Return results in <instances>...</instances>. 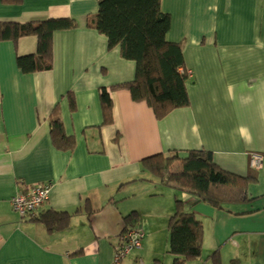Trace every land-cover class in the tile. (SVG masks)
<instances>
[{"label":"crops","instance_id":"obj_1","mask_svg":"<svg viewBox=\"0 0 264 264\" xmlns=\"http://www.w3.org/2000/svg\"><path fill=\"white\" fill-rule=\"evenodd\" d=\"M97 8V0L0 1V21L70 17L79 24L53 32L49 70L23 73L17 66V56L36 54L33 36L0 42V264H112L124 240L123 217L132 211L145 235L120 264H172L167 224L176 199L203 225L194 264H212L215 251L221 264H264V0H161L171 17L166 39L182 43L191 72L189 106L161 119L121 86L135 77V63L84 25ZM101 87L112 98L111 124L103 120ZM55 114L65 135L74 138L72 149L52 143ZM193 149L211 151L228 172L253 171L252 199L217 209L137 179L142 158ZM252 152L263 155L259 169L250 166ZM45 181L52 187L37 216L49 210L70 214L67 226L52 232L19 217L10 204L15 193ZM141 190L148 201L160 196L156 207L135 198Z\"/></svg>","mask_w":264,"mask_h":264},{"label":"trees","instance_id":"obj_2","mask_svg":"<svg viewBox=\"0 0 264 264\" xmlns=\"http://www.w3.org/2000/svg\"><path fill=\"white\" fill-rule=\"evenodd\" d=\"M0 1L4 4L22 3V0ZM97 1V11L85 18L84 25L105 36L108 49L119 47L120 56L135 63V77L121 85L129 91L132 100L145 102L156 119L163 118L174 109L189 106L186 88L189 74L184 64L183 46L181 42L166 39L171 17L162 10L161 0ZM78 26V22L70 17L29 22L0 21V42L15 44L23 36H33L36 39V54L17 56V66L23 73L49 70L53 32ZM69 94L70 108L74 109V99ZM99 96L103 120L111 124L112 98L109 89L101 87ZM49 130L52 143L57 148H73L74 138L65 135L58 115L51 116ZM176 162L181 168L173 171L172 166ZM140 168L143 175L137 179L159 182L192 195L196 203H206L217 209H224V205L229 203L250 201L249 183L256 180L253 171L240 176L222 169L214 162L212 152L205 149L159 152L142 158ZM174 204L167 224L169 251L174 255L172 264H194L201 255L203 225L193 212L184 209L182 200L176 199ZM31 218L42 222L52 232L65 228L70 214L49 210ZM123 221V236L131 228H140L136 226L139 221L136 211L123 217ZM121 244L116 246L115 251ZM209 259L212 264H221L218 251L209 255ZM154 264L161 263L155 261ZM230 264L238 262L231 260Z\"/></svg>","mask_w":264,"mask_h":264},{"label":"built area","instance_id":"obj_3","mask_svg":"<svg viewBox=\"0 0 264 264\" xmlns=\"http://www.w3.org/2000/svg\"><path fill=\"white\" fill-rule=\"evenodd\" d=\"M188 74L191 72L188 70ZM250 166L259 169L263 162V155L259 152H252L250 155ZM52 183L49 181L35 183L26 186L25 191L17 192L10 198V204L21 218H30L36 214L39 207L47 200ZM145 232L142 228H131L124 235V242L114 251L112 264H120L121 259L131 249L141 246Z\"/></svg>","mask_w":264,"mask_h":264},{"label":"rangeland","instance_id":"obj_4","mask_svg":"<svg viewBox=\"0 0 264 264\" xmlns=\"http://www.w3.org/2000/svg\"><path fill=\"white\" fill-rule=\"evenodd\" d=\"M260 166H261V165H260ZM180 168H181V165H180L179 162H176V163L172 166V170H173V171H178V170H180ZM157 187H158V189H162V188H164V187H162V186L159 185V184L157 185ZM257 189H258V187H257V188L251 187V188H250V192H253L254 190H257ZM143 197L145 198V191H144V190H141L140 192L137 193V195H136L135 198H138L139 201L141 202V204L144 205L145 207H156L157 204H158V202H157L158 198H157V197H160V196H149L150 201H148L146 198H145L146 201L143 200V199H142Z\"/></svg>","mask_w":264,"mask_h":264}]
</instances>
